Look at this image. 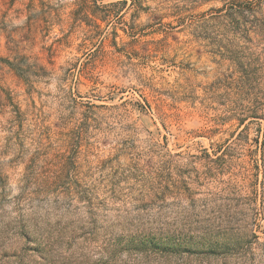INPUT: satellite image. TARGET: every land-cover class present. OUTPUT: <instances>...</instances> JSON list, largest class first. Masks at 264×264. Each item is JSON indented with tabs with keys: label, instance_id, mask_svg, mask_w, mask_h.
<instances>
[{
	"label": "rangeland",
	"instance_id": "rangeland-1",
	"mask_svg": "<svg viewBox=\"0 0 264 264\" xmlns=\"http://www.w3.org/2000/svg\"><path fill=\"white\" fill-rule=\"evenodd\" d=\"M259 12L0 0V264H264Z\"/></svg>",
	"mask_w": 264,
	"mask_h": 264
},
{
	"label": "trees",
	"instance_id": "trees-1",
	"mask_svg": "<svg viewBox=\"0 0 264 264\" xmlns=\"http://www.w3.org/2000/svg\"><path fill=\"white\" fill-rule=\"evenodd\" d=\"M250 12L253 13V9L249 10ZM259 16L260 19L258 21V23L256 24V29H257V35L259 37L260 43L262 44V48L264 50V14L259 12ZM246 79V76H244L243 74L241 76H239V80L240 81H244Z\"/></svg>",
	"mask_w": 264,
	"mask_h": 264
}]
</instances>
